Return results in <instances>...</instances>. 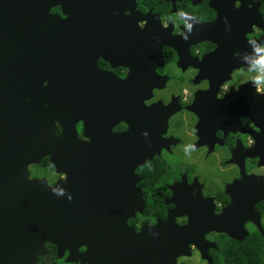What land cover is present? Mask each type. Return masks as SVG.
Segmentation results:
<instances>
[{"label":"flooded vegetation","instance_id":"flooded-vegetation-1","mask_svg":"<svg viewBox=\"0 0 264 264\" xmlns=\"http://www.w3.org/2000/svg\"><path fill=\"white\" fill-rule=\"evenodd\" d=\"M109 2L105 16L90 10L88 25H63L61 5H53L55 25L18 34L22 43L35 31L40 49L16 85L37 107L57 96L75 132V183L49 156L29 165V178L59 182V206H87L91 222L104 223L90 251L104 253V264H264V174L249 173L264 167V92L255 87L264 77L255 59L264 45V0H240L239 7L235 0ZM180 8L211 15L210 8L215 16L202 20ZM165 11L188 27L171 18L164 26ZM253 25L261 36L250 40ZM7 30L17 39L14 28H0ZM63 31H71V49L61 48ZM134 128L137 137H130ZM245 136L254 143L246 147ZM128 229L152 246L136 260L124 245ZM49 253L55 264H88L67 261V248L57 257L45 243L43 256Z\"/></svg>","mask_w":264,"mask_h":264},{"label":"water","instance_id":"water-1","mask_svg":"<svg viewBox=\"0 0 264 264\" xmlns=\"http://www.w3.org/2000/svg\"><path fill=\"white\" fill-rule=\"evenodd\" d=\"M109 1L0 0V28H14L17 34V39H13V31L0 32L3 37L0 40V264H36L38 258L45 254V243L56 247L57 257L67 248V261L104 264V253H90L97 249L93 246V233H105L104 223L91 222L92 215L87 206H59V182L49 187L44 180L29 178V165L49 156L55 170L66 173L69 185L75 183L74 120H64L60 108L65 104L57 102V96L47 95L43 102L46 106L40 104L37 107L38 99L36 101L34 96L26 94L16 84L18 75L25 72L23 67L27 57L34 60L37 57L33 55L34 51L40 49L33 30L25 42L20 43L18 34L22 32L21 28L55 25L57 21L49 13V8L57 4L65 14L63 25H73L75 20L88 25L90 10L97 9L99 16H105ZM40 34L43 32L39 31ZM63 34L68 38L62 40L65 43L61 48L71 49V31H63ZM53 40L57 38L53 37ZM38 57L41 59L43 56ZM27 97L31 100L27 101ZM57 124L62 127L59 135L56 134ZM134 126L137 123H133ZM134 130L130 137H137ZM80 192L83 193L82 190ZM59 209H74L79 213H65L63 219L58 215ZM139 235L134 238L128 229L124 240L126 252L131 253L135 260L140 250L152 247L145 243V234V239ZM83 245L86 250L80 253L78 248Z\"/></svg>","mask_w":264,"mask_h":264},{"label":"clouds","instance_id":"clouds-1","mask_svg":"<svg viewBox=\"0 0 264 264\" xmlns=\"http://www.w3.org/2000/svg\"><path fill=\"white\" fill-rule=\"evenodd\" d=\"M235 6L236 7L240 6V0H235ZM157 7H159V5ZM179 11L180 12H184V13H190V14H192L194 16L199 17L202 20H208L211 17L215 16V13H213L210 8H208L206 11H207V13H210L211 15H207V14L199 12L198 10H191V9L186 11L185 9L180 8ZM259 11L261 13H264V8L260 7ZM169 18L176 20L177 24H185V26L188 27V25L186 24V22L184 20L179 19L178 15L174 14V15H171V17H170L169 14L167 13V11H165L163 16L161 17L164 26L167 25V22H168ZM140 23H141V26L144 24L143 21H141ZM178 31H179V29H178ZM260 36H261V28L257 27L256 25H253V31L251 32V35L248 37V39L252 40V39L258 38ZM194 51H195V49H194ZM256 51L259 53L256 56V58H255L257 63L264 65V45H262L259 49H256ZM194 72H195L194 69H189V75L194 74ZM239 74L240 73H233L232 76H233V78H235V76H237ZM230 83H231V81H229L228 83H224L222 85V89L228 90ZM201 87L202 88H207L208 87L207 82L201 84ZM255 87H256V90L258 92H264V77H260V78L257 79ZM157 95H162V94L161 93H157ZM218 98H222V97H218ZM193 139H195V137H193ZM242 139L244 140L246 147L250 146L252 143H254L253 139L250 136H245ZM216 154L220 158H226L227 155H228V147L225 146L223 149H218ZM221 171H224V170H221ZM253 172L258 173V174H264V167H250L249 168V173H253ZM40 174H43V173H40ZM32 175L36 176V175H39V174L33 172ZM225 178L230 180L231 176H226ZM225 200H227V197H225ZM219 211H220V208L217 207L216 208V212H219ZM180 224H184V220H181ZM208 238L212 239V238H215V237L213 235V236H209ZM196 258L197 259L199 258L198 254H197Z\"/></svg>","mask_w":264,"mask_h":264},{"label":"trees","instance_id":"trees-1","mask_svg":"<svg viewBox=\"0 0 264 264\" xmlns=\"http://www.w3.org/2000/svg\"><path fill=\"white\" fill-rule=\"evenodd\" d=\"M159 168L161 169V173H162V167L159 166ZM55 260L56 258L54 254L51 253L49 256H40L36 264H55Z\"/></svg>","mask_w":264,"mask_h":264}]
</instances>
